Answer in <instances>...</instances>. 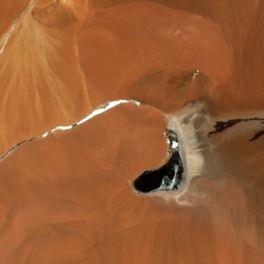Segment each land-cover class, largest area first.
<instances>
[{
	"label": "bare ground",
	"instance_id": "6f19581e",
	"mask_svg": "<svg viewBox=\"0 0 264 264\" xmlns=\"http://www.w3.org/2000/svg\"><path fill=\"white\" fill-rule=\"evenodd\" d=\"M0 264H264V0H0Z\"/></svg>",
	"mask_w": 264,
	"mask_h": 264
},
{
	"label": "rangeland",
	"instance_id": "374dc122",
	"mask_svg": "<svg viewBox=\"0 0 264 264\" xmlns=\"http://www.w3.org/2000/svg\"><path fill=\"white\" fill-rule=\"evenodd\" d=\"M141 176H142V175H141ZM139 177H140V176H139ZM139 177H138V178H139ZM138 178H137V179H138ZM137 179H136V180H137ZM136 180H135V181H136Z\"/></svg>",
	"mask_w": 264,
	"mask_h": 264
}]
</instances>
